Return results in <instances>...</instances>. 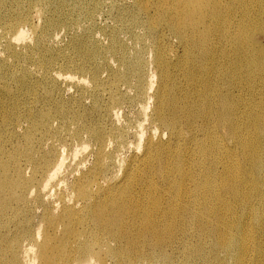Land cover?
<instances>
[{"label": "bare ground", "instance_id": "obj_1", "mask_svg": "<svg viewBox=\"0 0 264 264\" xmlns=\"http://www.w3.org/2000/svg\"><path fill=\"white\" fill-rule=\"evenodd\" d=\"M127 1L0 0V264H264V0Z\"/></svg>", "mask_w": 264, "mask_h": 264}, {"label": "rangeland", "instance_id": "obj_2", "mask_svg": "<svg viewBox=\"0 0 264 264\" xmlns=\"http://www.w3.org/2000/svg\"><path fill=\"white\" fill-rule=\"evenodd\" d=\"M12 1H14V0H11V2ZM99 1L105 2L106 0H99ZM110 1H112V0H110ZM129 1H127V5H125V7L134 9L135 6H133V4L130 3L132 1H130V2ZM22 3H23V5L25 3V6H26L25 8H26L27 12L28 13L30 12L31 14H33L32 9H30L31 4L28 2V0H22ZM117 14H118V10L112 9L110 6H105L103 9V13H99L97 18H96V25H97L96 31H98L96 34H98L99 36H101L104 39V44H108V42H109L108 35L106 33L107 31L104 30V27H110V26L117 25V23H116ZM86 24L89 25V23H86ZM3 27H5V22L0 18V29H2ZM18 27H19L18 29H20V28H24L25 30L30 29V27L25 22L21 23ZM18 29L14 30L13 33L16 34ZM64 34H65L64 30H62L61 32L58 33V36H59L58 41H59V39H61L60 40L61 42L60 41L58 42L59 45H63L68 39V34L67 35H64ZM256 37L258 38V40H261L264 42V32H262V31L257 32ZM164 43L166 44V46H168L169 49H171V50L173 49L178 56L182 55V48H181V46H179L178 42H176V39L173 36L169 35L168 33L166 35H164ZM1 46L2 45L0 44V47ZM0 49H2V48H0ZM2 54H4V51L2 52ZM103 76L105 77L106 74L103 73ZM75 87H76L75 85H67V86H63L61 88V91H60L61 96L60 97L67 104H71L72 102H74L73 100H75V98L78 99V97H80L81 92L79 91V89L77 87L76 88ZM92 103H93V100L90 97H86L84 99V104L87 107H90L92 105ZM137 107H138V109H137ZM125 110H123L121 112V114H122L121 120L123 119L122 122H125L129 118V120L139 121V124L142 125L143 128L147 127L148 121L144 120V119H140V115H139L140 106H138V104L128 106ZM136 110H138V111H136ZM126 114H128V115L126 116ZM141 121L144 123H142ZM144 125H145V127H144ZM62 139H63L62 144H64L67 149L68 148L70 149L72 147L71 141H67L66 136H63ZM87 139L88 138L86 137L85 140H87ZM79 143H80L79 145H82V146L86 145V143H83V141H80ZM89 149L90 148H88L87 151ZM129 153L130 152H128V154ZM88 159L89 160L87 161V165H89V163L91 162L92 157H89Z\"/></svg>", "mask_w": 264, "mask_h": 264}]
</instances>
